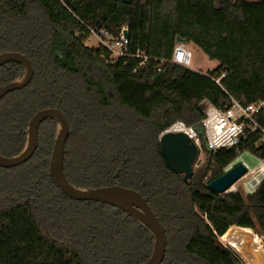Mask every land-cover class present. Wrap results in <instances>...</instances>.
Returning a JSON list of instances; mask_svg holds the SVG:
<instances>
[{
	"label": "trees",
	"instance_id": "16d2710c",
	"mask_svg": "<svg viewBox=\"0 0 264 264\" xmlns=\"http://www.w3.org/2000/svg\"><path fill=\"white\" fill-rule=\"evenodd\" d=\"M124 28L128 56L116 62L105 47L86 44L91 29L118 37ZM177 37L220 66L202 75L172 64ZM138 51L150 58L144 66ZM7 52L26 55L35 76L0 102L2 156L24 151L39 110L59 108L70 124L68 181L139 192L166 230L163 264H244L217 241L235 226L264 237V183L244 197L210 190L200 170L186 182L168 168L160 136L176 122L197 125L204 101L220 109L231 98L264 102V0H0V54ZM25 74L7 64L0 86ZM256 121L264 129V108ZM57 133L58 123L46 121L34 156L0 168V264L144 263L154 239L143 224L106 204L74 201L54 184ZM260 138L239 151L206 152L205 175L219 178L245 152L264 159Z\"/></svg>",
	"mask_w": 264,
	"mask_h": 264
},
{
	"label": "water",
	"instance_id": "95a60500",
	"mask_svg": "<svg viewBox=\"0 0 264 264\" xmlns=\"http://www.w3.org/2000/svg\"><path fill=\"white\" fill-rule=\"evenodd\" d=\"M124 35L127 37L128 32L125 31ZM176 43H187V41L177 37ZM10 63L21 64L26 74L21 80L0 86V102L9 94L26 88L35 76L33 64L26 55L17 52L0 54V68ZM48 120L58 123V133L49 162L50 177L54 184L74 201L106 204L122 210L139 221L151 232L154 239L152 255L142 264H163L168 246L166 230L148 201L139 192L121 186L79 189L68 181L65 174V150L70 137V124L61 109L39 110L29 122L28 141L24 151L15 157H5L0 154V168L13 169L27 163L38 149L40 127ZM160 146L168 168L173 173L183 176L184 181H190L199 158V150L193 141L184 133H167L160 136ZM246 174V165L238 163L225 170L222 176L211 181L208 187L217 194H227ZM217 246L222 251H228L220 239L217 241ZM245 251L250 252L251 249L245 248ZM253 252L254 259L248 258L250 264H264L261 252L255 250Z\"/></svg>",
	"mask_w": 264,
	"mask_h": 264
},
{
	"label": "built area",
	"instance_id": "2783aa9c",
	"mask_svg": "<svg viewBox=\"0 0 264 264\" xmlns=\"http://www.w3.org/2000/svg\"><path fill=\"white\" fill-rule=\"evenodd\" d=\"M125 31L128 32V29L124 28L118 37H113L106 30L91 29L88 41L92 38L97 39L99 42L98 47H105L112 54V62H116L120 58L128 56L129 40L128 36L125 37L124 35ZM134 58L142 60L141 66L150 61V58L140 51L134 55ZM192 62L193 54L188 49L187 43H176L171 63L193 71ZM163 64L164 61L161 66ZM197 73L204 75L199 71ZM223 77H225V74L222 75ZM216 83L219 84L220 79L216 80ZM202 106L204 118L197 125L189 126L184 122H176L165 130L161 136L167 133L186 134L198 148L199 157L205 156L206 152H217L220 150L239 151L241 146L257 133L262 134V138H260L257 145L264 143V129L256 121V115L264 108V102L245 106L231 98L230 106L225 109L216 107L210 101H204ZM243 155L257 160L259 166L252 168L244 160L238 162V159L243 157ZM238 163H243L247 167V174L239 182L243 183L246 194L250 192L251 194L249 195H253L264 183V159L245 152L228 168Z\"/></svg>",
	"mask_w": 264,
	"mask_h": 264
},
{
	"label": "rangeland",
	"instance_id": "374dc122",
	"mask_svg": "<svg viewBox=\"0 0 264 264\" xmlns=\"http://www.w3.org/2000/svg\"><path fill=\"white\" fill-rule=\"evenodd\" d=\"M249 2H256V1H261V0H247ZM87 46L91 47V48H96L99 46V42L97 39L92 38L89 41L86 42ZM188 45V49L192 52L193 54V62H192V69L193 71H199L202 72L204 75H207L210 72L215 71L219 66L220 63L218 61L215 60H211L207 55H205L199 48L195 47L192 44H187ZM206 160V156H200L197 163L194 166V170H200V176L204 177L203 181L204 182H211L210 181V175H205V168H202V165L204 164ZM243 160L244 162H246L250 167L252 168H256L259 166V162L255 159H252L251 157L247 156V155H243ZM201 168V169H200ZM232 191H236V192H240L244 197H246V192L244 190V186L242 182L237 183L236 185H234L229 192ZM247 231L249 232H253L256 233L257 232L255 230L249 229H243V228H239V227H232L230 228V230L227 233L231 234V238L235 235H240V234H244L247 233ZM258 235V234H257ZM259 236V235H258ZM262 240V237L259 236ZM220 240H222L221 238H219ZM224 243V245L226 246V248L228 250H230L231 252L235 253L242 261L244 264H250L248 257L244 254V252H240L238 251L236 248H234L232 245L228 244V242L226 240H222ZM262 244V248L260 250L261 254L264 257V241L261 242Z\"/></svg>",
	"mask_w": 264,
	"mask_h": 264
},
{
	"label": "bare ground",
	"instance_id": "6f19581e",
	"mask_svg": "<svg viewBox=\"0 0 264 264\" xmlns=\"http://www.w3.org/2000/svg\"><path fill=\"white\" fill-rule=\"evenodd\" d=\"M246 230H249V229H246ZM230 236H231V234L227 233L224 237V240H226L228 242V244L232 245L238 251H240V252L243 251L244 254L248 258H250L251 260L254 259L253 250L260 251L262 248V244H261L262 240L256 233H253V232L251 233V232L247 231V233L235 235L232 238ZM245 248H249V249H251V251L247 252V251H245Z\"/></svg>",
	"mask_w": 264,
	"mask_h": 264
}]
</instances>
